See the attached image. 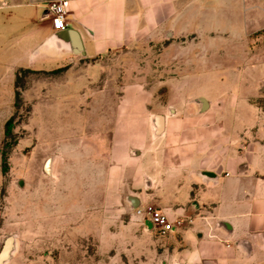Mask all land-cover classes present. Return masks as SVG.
Segmentation results:
<instances>
[{
  "label": "crops",
  "instance_id": "1",
  "mask_svg": "<svg viewBox=\"0 0 264 264\" xmlns=\"http://www.w3.org/2000/svg\"><path fill=\"white\" fill-rule=\"evenodd\" d=\"M58 1L68 5L63 30L48 14V6ZM0 6L7 21L25 24L23 46L17 49L26 52L27 42L35 39V53L45 62L120 59L117 116L108 131L96 135L105 147V166L94 163L85 172L86 185L97 190L78 192L86 200L74 211L67 207L70 193L59 196L61 228L79 225L102 232L105 247H111L113 237L128 247L129 239L137 252L146 247L152 259L163 258L162 264H264V120L240 108L202 109L199 98L194 102L199 108L191 107L192 87L207 85L206 58L176 63L175 69L188 71L159 76L154 84L139 75L143 67L162 62L159 54L145 58L162 38L196 33L237 39L256 32L264 26V0H0ZM70 32L79 39L80 51L74 50ZM59 34L66 42L57 39ZM197 68L199 73L190 72ZM159 87L167 88L169 112L157 99ZM156 115L163 124L159 133ZM144 204L185 219L163 236L162 247L157 233L136 219L135 210ZM14 235L18 248L19 235ZM8 236L0 237V252Z\"/></svg>",
  "mask_w": 264,
  "mask_h": 264
},
{
  "label": "rangeland",
  "instance_id": "2",
  "mask_svg": "<svg viewBox=\"0 0 264 264\" xmlns=\"http://www.w3.org/2000/svg\"><path fill=\"white\" fill-rule=\"evenodd\" d=\"M4 11L0 6V237L19 235L10 264H162L163 258L152 259L146 247L137 252L129 239L128 247L119 246L114 237L111 247L109 241L105 247L102 232L79 225L61 228L57 220L58 214L63 216L62 209L56 210L59 196L70 193L67 207L74 211L76 203L81 206L86 200L78 192L97 190L86 185L90 178L85 172H91L94 163L105 166V147L96 135L108 131L117 116L123 89L120 59L114 55L98 61L73 57L45 62L35 53V39L27 42L26 52L17 49L23 46L25 24L7 21ZM243 33L237 39L193 33L154 41L145 58L159 54L162 62L143 67L139 75L154 84L159 76L188 71L175 69L176 63L198 64L206 58L207 85L192 87L191 107L199 108L194 102L202 97L210 110L240 108L264 120V26ZM25 58L29 61L24 64ZM157 89V99L169 112L167 88ZM56 156L51 177L45 164ZM155 237L162 247L163 236Z\"/></svg>",
  "mask_w": 264,
  "mask_h": 264
},
{
  "label": "built area",
  "instance_id": "3",
  "mask_svg": "<svg viewBox=\"0 0 264 264\" xmlns=\"http://www.w3.org/2000/svg\"><path fill=\"white\" fill-rule=\"evenodd\" d=\"M67 2H52L48 6L49 16L53 19L56 29H65L67 27ZM136 219L142 224L152 223V229L161 236L168 235L174 229L182 227L185 219L183 217L171 218L163 209L153 204H144L135 210ZM190 220V219H189Z\"/></svg>",
  "mask_w": 264,
  "mask_h": 264
},
{
  "label": "water",
  "instance_id": "4",
  "mask_svg": "<svg viewBox=\"0 0 264 264\" xmlns=\"http://www.w3.org/2000/svg\"><path fill=\"white\" fill-rule=\"evenodd\" d=\"M70 34L72 35V45L74 47L75 51H80L81 50V44L79 39L77 38V36L75 34H73L72 32H70ZM57 39L62 40L64 42H66V38H65V34H59L57 36ZM261 91L264 92V84L261 87ZM199 103L201 104L202 109H207L209 106V102L205 99V98H199ZM154 121L156 124V133H159L160 131H162L163 129V124H162V120L160 118L159 115H156L154 117ZM53 160L54 158H50L46 165H45V171L49 174L52 175V168H53ZM207 176H212V174L210 172H205L204 173ZM20 185H24V181L22 180L20 182ZM148 229H152V223L151 222H146L145 224ZM17 250V240L14 234L9 235L5 241H4V245L3 248L0 252V264H5L6 262H8L15 254Z\"/></svg>",
  "mask_w": 264,
  "mask_h": 264
},
{
  "label": "trees",
  "instance_id": "5",
  "mask_svg": "<svg viewBox=\"0 0 264 264\" xmlns=\"http://www.w3.org/2000/svg\"><path fill=\"white\" fill-rule=\"evenodd\" d=\"M48 14H49V12H48Z\"/></svg>",
  "mask_w": 264,
  "mask_h": 264
}]
</instances>
